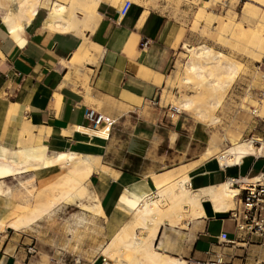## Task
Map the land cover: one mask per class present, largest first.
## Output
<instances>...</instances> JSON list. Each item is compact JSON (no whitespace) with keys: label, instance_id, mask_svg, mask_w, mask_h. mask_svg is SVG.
<instances>
[{"label":"crops","instance_id":"obj_1","mask_svg":"<svg viewBox=\"0 0 264 264\" xmlns=\"http://www.w3.org/2000/svg\"><path fill=\"white\" fill-rule=\"evenodd\" d=\"M116 11L101 1L97 6L99 18L92 28L83 26L68 32L44 27L47 12L42 15L41 7L28 24L12 32L0 19V155L15 163L37 159L31 156V147L30 151L29 147H18L6 155V148H14L26 138L21 132L30 124V131L42 139L47 152L66 150L85 155L93 166L87 182L92 205L98 201L103 213L95 214L100 224L94 228L100 229L102 236L126 219L131 201L138 203L143 195L152 194L155 185L149 173L120 169L103 161L98 147L109 133L89 129L85 112L94 109L112 118L132 113L150 101L170 64L169 48L179 40L171 16L158 9L132 2L119 23L114 22ZM261 150L263 146L254 153ZM218 163L209 159L191 166L186 186L198 190L230 177L264 173V157L255 154L243 156L237 164L220 167ZM235 203L234 197L233 207ZM23 206L24 202L2 204L0 217H7L9 211L16 213ZM233 207L217 212L203 198V214L191 219L182 216L175 224L164 220L153 245L159 252L186 262L205 260L213 252H221L228 264H264V254L243 256L245 246H263L264 242L254 236H240L229 216ZM222 231L231 242L218 240ZM23 233L20 231L15 239L9 236L0 240V264H28ZM67 239L69 244L70 236ZM55 247L53 258L56 251L67 252L59 245ZM69 254L72 258L80 256L74 251Z\"/></svg>","mask_w":264,"mask_h":264},{"label":"rangeland","instance_id":"obj_2","mask_svg":"<svg viewBox=\"0 0 264 264\" xmlns=\"http://www.w3.org/2000/svg\"><path fill=\"white\" fill-rule=\"evenodd\" d=\"M52 1L62 2L65 7L70 8V20L73 25L77 29L83 28L87 22L83 9L90 8L89 2L83 5L70 3L68 0H40L42 15L46 14ZM102 1L116 6L117 9L123 2ZM246 1L248 0H217L212 3L210 0H131L171 16L179 40L169 48L170 64L151 100L132 113L112 117L114 121L108 138L98 147V153L104 162H111L120 169L149 173L152 178L154 173L162 171H169L175 177L177 172H188L191 166L203 164L209 159L219 162L214 155H203L202 152L206 149L212 153L221 152L229 144L244 140H252L256 150L262 142L264 144V110H255L257 104L264 107V0L245 3ZM1 5L4 7V4ZM243 6L248 9L247 16L242 14L245 10ZM3 7L0 8V16L5 14ZM232 21L235 25L231 28ZM237 22L241 28L236 26ZM255 33H259V36H254ZM198 46L209 47L212 54L221 52L235 65L241 62L245 67L237 70L234 82L229 85H223L224 74L214 75L222 85L217 90L195 86L196 74L186 83L182 73L191 62L196 60L205 64V69L208 68L210 59L192 55L188 50ZM248 83H251L252 87L246 92ZM244 93L247 97L242 101ZM184 98H190L193 107L201 109L203 116H197L196 109H181L180 101ZM30 142L24 138L14 148L5 147L6 155L13 154V149L18 147L30 148ZM51 153L54 152L48 151V156H51ZM254 154L264 157V150ZM180 157L183 158L182 162H178ZM0 158L2 165L3 162L8 164L0 165L4 168L0 171V186L4 188L0 187V205L15 206L24 202V205L34 207L37 204L36 199L38 202L46 201L52 189L56 192L69 189L59 185L58 180H52L55 182L42 187L43 184L33 177L35 167L41 160L15 163L4 154L0 155ZM18 160L22 158L18 156ZM86 188L88 197L82 200L78 197H60L50 208L43 211L40 217H36V221H31L28 225L15 221L19 210L16 213L6 212L7 217L2 214L0 220L14 221L17 227L1 229L0 240L9 236L15 239L20 231L25 232L23 247L30 258L26 260L28 264H101V254L106 256L108 264H111V259L101 251L131 215V211L116 228L108 230L109 232L104 231L102 236L100 229L94 228L100 224V220L92 210L94 207L88 184ZM163 198L159 194H152V199ZM132 231L139 236L144 233L143 229L137 226ZM69 236L71 241L67 244ZM56 245L67 252L56 251L53 258L52 248H56ZM244 248L243 256L264 254V245ZM72 251L80 256L72 258L69 254ZM221 264L228 263L223 261Z\"/></svg>","mask_w":264,"mask_h":264},{"label":"bare ground","instance_id":"obj_3","mask_svg":"<svg viewBox=\"0 0 264 264\" xmlns=\"http://www.w3.org/2000/svg\"><path fill=\"white\" fill-rule=\"evenodd\" d=\"M68 1L70 3L77 2L83 5L89 2L90 8L84 7L83 9L85 17L87 18V22L84 26L92 28L96 24L99 18L97 6L102 0ZM210 1L212 3L217 2V0ZM250 2L256 1L248 0L245 3ZM0 3L4 4L5 7V14L0 16L1 22L10 32L19 26L28 24L35 16L39 7H41L40 0H0ZM1 4L0 6L3 7ZM44 4L45 3H42V5ZM243 8L245 10L242 14L247 16L248 9H246V6H243ZM70 11L71 9L65 7L64 3L52 1L47 7V15L43 21V26L64 32L77 29L70 20ZM233 24L235 25L233 21L230 22L231 28ZM236 26L241 28L238 22ZM253 35L259 36V33ZM188 50H190L192 55L210 59L207 69L204 67L205 64H200L198 61L194 60L182 73L183 80L186 83L191 81L193 74H196L195 80L197 82L195 86L198 88L202 87L206 90L208 88L209 90L219 89L221 83L218 77L214 78L213 76H220L221 74L225 75L223 85H229L234 82V76L237 70L245 67L244 63L241 62L235 65L226 55L221 54V52L212 54L211 49L207 46L188 48ZM251 87L252 84L248 83L245 91L247 92ZM246 97L247 94L244 93L241 100L245 101ZM180 107L187 111L196 109L195 114L199 117L203 116L201 109L193 107V102L190 98L181 99ZM255 110H264V107H262L261 104H257ZM29 128H23L21 133L31 141V156L41 160L38 166L35 167V173L34 176H32L43 184L42 187L55 182L52 180H58L59 185L69 187V189L66 191L61 189L60 192H56L55 189H52L46 201L38 202V199H36L37 204L34 207L24 205L21 210L18 211L17 219L15 220L23 225H28L31 221L36 220V217H40V214L50 208L55 203L54 201H56V199L59 200L60 197H78L81 200L88 197L86 184L93 170L92 163L85 155L77 156L66 150H58L51 153V156H48L46 144L40 137H35V134L33 135ZM261 146H264L263 142ZM254 152L255 148L253 147L252 140H244L229 144L228 147L221 152L217 151L216 153H212L206 149L202 154L214 155L219 163L231 165L234 163L237 164L243 156L254 154ZM179 161H183V158ZM176 174L177 175L174 177L173 173L164 171L160 174L153 175L152 180L155 185L153 193L159 194L160 197H164L163 199H152L153 193L151 192L152 194L143 195L138 203L131 201V215L119 227V230L113 234L109 243H107L101 251L111 259V264H188L185 260L163 254L154 247L153 240L159 225L163 223L164 220H167L169 224H175L182 216L191 219L194 216L203 214V198L209 200L213 209L217 212L226 211L233 205L236 188L230 185L229 180L208 188L190 190L186 186V181L189 180L190 173L185 171L183 173L177 172ZM248 179L249 178H243L244 181H249ZM165 202L166 204H164ZM92 206L94 207L92 210L95 214H102L98 201H95ZM83 208H85V206ZM135 226L142 228L144 233L140 236L135 234L132 231ZM6 227H17V225L14 221L0 220V230Z\"/></svg>","mask_w":264,"mask_h":264},{"label":"built area","instance_id":"obj_4","mask_svg":"<svg viewBox=\"0 0 264 264\" xmlns=\"http://www.w3.org/2000/svg\"><path fill=\"white\" fill-rule=\"evenodd\" d=\"M131 0H123L122 4L116 11L115 23L122 20ZM85 119L89 129H102L109 133L113 124V119L103 116L94 109H88L85 112ZM220 167L226 164L218 163ZM248 176H237L228 178L230 185L236 188L234 197L235 206L229 210V216L233 219L236 231L242 237L254 236L264 242V173L249 176V181L243 178ZM247 179V178H246ZM253 179V180H250ZM218 240L222 243L231 242L225 231L218 235ZM101 264H108V258L101 254ZM191 264H221L223 256L221 252H213L212 256L205 260H191Z\"/></svg>","mask_w":264,"mask_h":264}]
</instances>
